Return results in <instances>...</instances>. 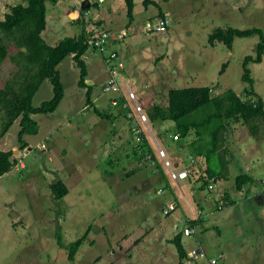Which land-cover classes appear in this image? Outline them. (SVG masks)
<instances>
[{
    "label": "rangeland",
    "instance_id": "rangeland-1",
    "mask_svg": "<svg viewBox=\"0 0 264 264\" xmlns=\"http://www.w3.org/2000/svg\"><path fill=\"white\" fill-rule=\"evenodd\" d=\"M75 1L80 6L91 3L89 17L102 21L111 33L110 50L101 55L90 49L86 55L94 104L87 106V90L79 88L80 69L67 57L59 65L65 87L59 109L33 116L38 134L25 137L30 144L25 150L20 151V120L2 140L6 149L19 152L16 157L25 167H15L0 178V264H178L171 243L178 234L175 229L184 232L187 219L200 218V208L206 225L199 226L194 237H184L186 249L202 248L219 264H264V118L256 122L255 133L242 123L231 125L225 158L229 176L214 189L199 192L201 185L193 190L187 179H172L180 208L170 217L163 214L162 205L170 196L159 192L161 177L153 166L144 168L134 157L142 133H151L144 123L146 110L156 104L168 106L172 89L207 87L218 95L233 90L243 98L252 89L243 82V67L246 58L256 57L260 36L236 38L232 50L218 42L212 47L209 40L218 29H260L264 34V0H153L157 5L149 8L145 0H135L132 24L124 0ZM27 2L0 0V18L8 6ZM73 2L47 3L50 20L44 39L49 45L56 47L82 32L74 15H67L70 6L79 11ZM161 13L172 19L171 26L164 33H148L147 24H155ZM8 44L10 56L0 66V88L18 80L19 50ZM112 52L125 66L117 76L130 113L113 106L122 93L105 92ZM110 66L118 62L112 60ZM249 68L254 92L264 101V62ZM53 97L47 80L34 106ZM95 108L109 113L110 119L100 118ZM4 116L6 112L0 111V134ZM173 126L167 123L158 131L165 133ZM194 137L191 134L190 142ZM151 138L167 174L173 168L185 170L190 157L171 144L172 134L162 147L153 133ZM240 175L254 179L241 192L236 188ZM59 181L70 189L61 201L51 189ZM90 227L76 260L69 261L68 248Z\"/></svg>",
    "mask_w": 264,
    "mask_h": 264
},
{
    "label": "trees",
    "instance_id": "trees-1",
    "mask_svg": "<svg viewBox=\"0 0 264 264\" xmlns=\"http://www.w3.org/2000/svg\"><path fill=\"white\" fill-rule=\"evenodd\" d=\"M50 1L58 2V0H28L27 4L10 5L4 18H0V66L10 56L8 43L14 44L19 50L17 54L18 80L15 82L8 81L0 88V111L6 112V116L3 118L5 125L0 134V141L9 133L13 125L20 120V151L30 146L25 140L26 136L38 134V124L33 116L53 114L63 102L65 87L59 71V65L67 57H73L80 69L79 88L87 90V106L90 107L91 104H94L92 101L94 86L88 85L89 70L85 60V56L91 49L87 44L88 23L85 19L88 11L80 9L81 18L77 24L82 26V32L74 37H66L58 46L54 47L49 45L44 39V34L48 31V21L50 20L47 4ZM124 3L130 24H132L135 21V0H124ZM152 5L157 4L153 0L144 1L146 8ZM74 11L78 10L72 7L71 12ZM71 12L69 11L67 15L69 16ZM159 17L165 18L166 15L161 13ZM73 18H77L76 15ZM68 19L70 18L68 17ZM91 20L93 19L91 18ZM255 35L260 36L261 42L257 47L256 57L250 56L244 62L243 82L252 86V89L245 91L246 96L244 98L233 90L218 95L214 94L213 89L207 87L172 89L168 95V106L156 104L145 112L144 123L149 125L151 133H153L160 146L161 143H169L166 137L172 134L173 140L171 144L186 152L189 157L195 158L196 162H189L185 168L190 171L187 182L193 190H195L194 187L197 185H201L198 189L199 192L208 188L214 189V184L229 176L225 158L229 152L226 145L231 125L233 123H242L248 126L252 133H255L256 122L258 119L264 118V101L254 92L253 85L255 81L249 68L251 63L262 64L264 62L263 32L260 29L242 31L229 28L218 29L210 36L209 43L212 47L218 42L225 44L228 49L232 50L236 38H247ZM47 80L51 81L53 85L54 97L40 107H35V96ZM122 91L116 93H122ZM115 103L118 104L115 105ZM125 104L127 105L125 106ZM120 105L128 110L129 113L131 112L128 100L123 93L121 98L113 102V106L118 107ZM95 113L103 120H109L111 117L109 113H102L97 108H95ZM167 123H172L174 125L173 128L165 133L159 132L158 127ZM151 133H142L141 139L143 142L139 148L141 153L136 148L134 157L141 161L144 168L153 166L155 169L154 173H158L161 177L159 192H162L161 194L167 193L170 196L162 205L163 214L170 204L175 206V211L166 216L170 217L180 208L179 199L173 190V178L171 174L166 173L165 166L161 163L160 159L162 157L160 153L156 154L154 152ZM193 133H195L196 137L190 142V136ZM149 157L150 160H148ZM19 164L20 160L15 157L13 151L5 152L0 150V177L10 173ZM236 183L237 190L241 192L245 187L253 184L254 179L249 175H240L236 178ZM51 189L57 201L63 200L70 193L69 187L63 181L53 184ZM198 213L200 218L193 216L187 219L185 230L194 231L189 238L196 235V229L199 226L206 225V219L201 208ZM91 229L92 227L82 239L70 245L68 248L69 261L74 262L76 260V256L87 240ZM175 230L178 234L171 243L177 249L178 264L201 261L202 259H190L191 252L197 250V248L188 252L184 245L185 232H181L177 227ZM206 258L211 259L207 254Z\"/></svg>",
    "mask_w": 264,
    "mask_h": 264
},
{
    "label": "built area",
    "instance_id": "built-area-1",
    "mask_svg": "<svg viewBox=\"0 0 264 264\" xmlns=\"http://www.w3.org/2000/svg\"><path fill=\"white\" fill-rule=\"evenodd\" d=\"M101 2H103V0H101ZM171 24H172L171 18H160L155 22V24H151V23L147 24L145 30L147 29L148 33H151V32L162 33L168 27H170ZM87 32H88L87 44L93 50L97 51L101 55H104L107 51H109L110 44H111V34L109 33L107 27L104 26V24L98 23L96 21L90 22ZM112 60H116L118 62V66L116 67L110 66V61ZM107 64H108V70H109L110 76L105 86V92L107 93L121 92L122 86L117 76V71L119 69L123 70L125 68L124 63L120 61L117 53L112 52V54L110 55V59L107 61ZM128 91H129V94H131V98H132L133 93L131 92L129 88H128ZM133 98L135 99V96H133ZM117 104L118 103H115V105ZM126 105L127 104H125V106ZM190 160H191V163L196 162L194 157H190ZM21 166L25 167L23 164L19 165L20 168ZM189 173H190L189 169L182 170L181 172L171 170V176L176 182L188 179ZM174 211H175V206L173 204H170L168 208L165 209L164 215L167 216ZM193 233H194L193 230H190V229L185 230V236L187 237H191ZM189 257L190 259L207 260L208 264H219L218 259L206 258V253L202 249H197V250L192 251Z\"/></svg>",
    "mask_w": 264,
    "mask_h": 264
},
{
    "label": "clouds",
    "instance_id": "clouds-1",
    "mask_svg": "<svg viewBox=\"0 0 264 264\" xmlns=\"http://www.w3.org/2000/svg\"><path fill=\"white\" fill-rule=\"evenodd\" d=\"M85 2H87V3H89L88 1H85ZM103 2H104V0H103ZM103 2H101V0H100V3H103ZM76 5L77 7H78V9H79V12L81 11L80 9H82V5L80 6V5H78V3L74 0V2H73V5ZM90 5H91V3H89ZM83 10V9H82ZM90 10V9H89ZM89 10H85V11H88V13H86V15H85V19H86V21H87V23H88V27H87V31H88V28H89V24H90V22H95V20H91V18L89 17L90 16V11ZM80 18H81V13H80V15H79V17L78 18H72L73 20H75L76 22H78L79 20H80ZM160 18H163V17H159V18H156V21L158 20V19H160ZM165 18H170V17H168V16H166ZM172 20V19H171ZM98 23H101V24H104L102 21H99ZM149 24V23H148ZM171 26V25H170ZM169 29V27L164 31V32H166L167 30ZM109 31V30H108ZM164 32H162V33H164ZM88 33V32H87ZM110 33V32H109ZM111 34V33H110ZM92 49V48H91ZM110 50V49H109ZM95 51V50H94ZM97 52V51H96ZM119 56V55H118ZM104 58V60H105V57H103ZM122 86V85H121ZM14 154H15V152H14ZM21 164V163H20ZM19 164V165H20ZM19 165H17V168L18 169H20V167H19ZM174 170V169H173ZM185 232V231H184ZM187 237V236H186ZM187 238H189V237H187ZM211 259H216V258H211ZM207 261V260H206ZM219 261V260H218ZM207 263H208V261H207Z\"/></svg>",
    "mask_w": 264,
    "mask_h": 264
},
{
    "label": "crops",
    "instance_id": "crops-1",
    "mask_svg": "<svg viewBox=\"0 0 264 264\" xmlns=\"http://www.w3.org/2000/svg\"><path fill=\"white\" fill-rule=\"evenodd\" d=\"M73 7V6H72ZM71 6H70V9L72 8ZM74 8V7H73ZM59 14L61 15V13L59 12ZM70 15L72 16V15H76V17L78 18L79 17V15H80V12L79 11H74V12H71L70 13ZM56 16H57V12H56ZM72 18V17H71ZM48 31H46V33H47ZM47 35H49V34H47ZM45 37V36H44ZM52 36H50L49 35V38L48 39H50L51 41H52V39L53 38H51ZM54 40V39H53ZM50 41V42H51ZM73 58V57H72ZM85 59H87L86 58V56H85ZM8 134V133H7ZM4 138H6V136L4 137ZM3 138V139H4ZM3 139H1V141H0V150L1 151H5V152H10L11 150H8V149H6L7 147H5V146H3L2 144H1V142H2V140ZM14 152V151H13ZM16 157V156H15ZM1 178V177H0ZM186 248V247H185ZM195 247H191L190 249H187L188 250V252H190L192 249H194ZM204 250V249H203ZM208 255V254H207ZM209 256V255H208ZM210 257V256H209ZM210 258H215V257H210ZM217 259V258H216ZM202 261H204V264H208L207 263V261L206 260H202ZM186 264V263H185ZM187 264H199V262H191V263H188L187 262Z\"/></svg>",
    "mask_w": 264,
    "mask_h": 264
},
{
    "label": "water",
    "instance_id": "water-1",
    "mask_svg": "<svg viewBox=\"0 0 264 264\" xmlns=\"http://www.w3.org/2000/svg\"><path fill=\"white\" fill-rule=\"evenodd\" d=\"M91 8V5L87 2H84L83 5H82V9L83 10H89ZM89 85H91V83H89ZM17 153L19 152H15V156H17Z\"/></svg>",
    "mask_w": 264,
    "mask_h": 264
}]
</instances>
